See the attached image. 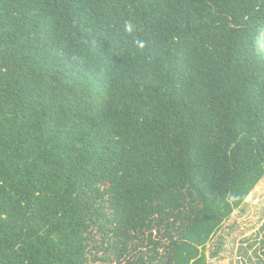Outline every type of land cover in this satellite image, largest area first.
Returning <instances> with one entry per match:
<instances>
[{
  "label": "trees",
  "instance_id": "obj_1",
  "mask_svg": "<svg viewBox=\"0 0 264 264\" xmlns=\"http://www.w3.org/2000/svg\"><path fill=\"white\" fill-rule=\"evenodd\" d=\"M263 177L264 0H0V264H209Z\"/></svg>",
  "mask_w": 264,
  "mask_h": 264
},
{
  "label": "rangeland",
  "instance_id": "obj_2",
  "mask_svg": "<svg viewBox=\"0 0 264 264\" xmlns=\"http://www.w3.org/2000/svg\"><path fill=\"white\" fill-rule=\"evenodd\" d=\"M264 226V177L235 209L206 246L209 264H260L264 262V244L259 228ZM251 244V246H249ZM248 245V246H246ZM212 257L210 254L218 250ZM246 250V255L243 252Z\"/></svg>",
  "mask_w": 264,
  "mask_h": 264
},
{
  "label": "clouds",
  "instance_id": "obj_3",
  "mask_svg": "<svg viewBox=\"0 0 264 264\" xmlns=\"http://www.w3.org/2000/svg\"><path fill=\"white\" fill-rule=\"evenodd\" d=\"M128 30L130 31L131 30V25L128 26ZM144 45L141 44V47H143Z\"/></svg>",
  "mask_w": 264,
  "mask_h": 264
}]
</instances>
